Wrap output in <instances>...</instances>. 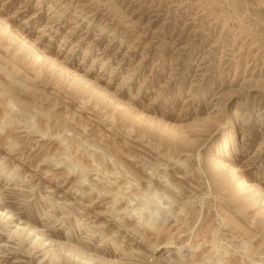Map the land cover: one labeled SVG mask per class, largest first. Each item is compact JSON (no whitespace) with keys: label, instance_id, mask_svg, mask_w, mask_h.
<instances>
[{"label":"rangeland","instance_id":"1","mask_svg":"<svg viewBox=\"0 0 264 264\" xmlns=\"http://www.w3.org/2000/svg\"><path fill=\"white\" fill-rule=\"evenodd\" d=\"M0 264H264V0H0Z\"/></svg>","mask_w":264,"mask_h":264},{"label":"bare ground","instance_id":"2","mask_svg":"<svg viewBox=\"0 0 264 264\" xmlns=\"http://www.w3.org/2000/svg\"><path fill=\"white\" fill-rule=\"evenodd\" d=\"M225 138V137H224ZM219 164V163H218ZM221 164V163H220ZM243 180V179H242ZM241 179H240V182H241V184H246L244 181H242ZM156 206V205H155ZM157 211V210H156ZM149 213H150V211H149ZM152 213V212H151Z\"/></svg>","mask_w":264,"mask_h":264}]
</instances>
